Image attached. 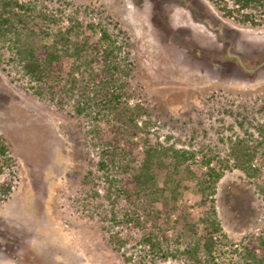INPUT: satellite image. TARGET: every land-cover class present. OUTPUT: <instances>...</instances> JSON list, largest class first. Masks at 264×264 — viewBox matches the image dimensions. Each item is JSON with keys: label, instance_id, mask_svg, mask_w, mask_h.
<instances>
[{"label": "rangeland", "instance_id": "374dc122", "mask_svg": "<svg viewBox=\"0 0 264 264\" xmlns=\"http://www.w3.org/2000/svg\"><path fill=\"white\" fill-rule=\"evenodd\" d=\"M22 1L55 12L64 8L66 21L101 20L109 27L132 63L116 83L134 92L131 101L145 109L140 123L148 121L152 140L211 148L223 174L214 203L206 204L215 205L221 231L234 244L264 233V165L255 161L248 169L241 161L254 148L263 149L257 127L264 124V7L252 24L225 16L213 0ZM6 40L0 34V139L15 163L13 174H0V182L13 179V190L0 199V264H195L136 243L153 227L142 212L143 226L115 221L129 203L118 198L112 214L98 182L100 149L88 132L89 120L73 103L59 108L36 95L17 71ZM226 53L254 64L244 69ZM136 152L142 156L141 147ZM193 170L198 176L204 169L194 164ZM196 185L193 179L182 190L179 210L200 217L203 195ZM162 220L169 237L184 222ZM155 232L161 236L160 229ZM177 246L173 238L171 247ZM227 254L230 259L216 264H232L235 255Z\"/></svg>", "mask_w": 264, "mask_h": 264}, {"label": "trees", "instance_id": "16d2710c", "mask_svg": "<svg viewBox=\"0 0 264 264\" xmlns=\"http://www.w3.org/2000/svg\"><path fill=\"white\" fill-rule=\"evenodd\" d=\"M214 1L225 16L252 24H257L256 14L264 7V0H232L231 4L228 3L231 0ZM66 18L64 8L55 12L32 1L0 0V34L7 39L21 78L39 97L56 102L59 108L73 103L75 111L89 120L88 132L100 149L96 161L98 182L105 187L112 214L118 198L129 203L127 209L123 208V218L114 220L121 225L133 222L143 226V213L145 221L153 227L148 235L135 242L164 257L182 255L195 264H216L221 257L229 258V252L235 255L232 264H264V233L248 242L234 244L221 231L215 205L207 208V202L214 203L217 183L223 174L219 155L203 146L199 149L202 157L198 159V150L152 140L148 121L140 123L145 109L139 102L131 101L134 92L116 83L132 70V63L123 56L118 38L101 20L95 23L76 17L66 21ZM120 32L123 34L122 29ZM226 55L235 58L244 69L254 64V59L243 61L240 56ZM103 121L106 122L104 127L100 124ZM257 130L258 145L263 149L259 152L254 148L241 157L248 169L255 161L264 165V124ZM140 147L142 156L138 157L136 150ZM14 163L7 145L0 139V174H13ZM194 164L204 169L201 175L197 176L193 170ZM193 179L197 180V191L203 195L199 205L204 214L200 217L186 209H182L186 212L179 210L182 190L188 189ZM12 181L9 178L0 182V199L13 190ZM262 191L264 195V187ZM176 213L178 217L173 222H184L174 229V236L169 237V228L161 220L167 217L166 223L170 224ZM154 227L161 230V236ZM173 238L178 245L176 249L171 247ZM224 246L229 247L228 252L222 249Z\"/></svg>", "mask_w": 264, "mask_h": 264}]
</instances>
